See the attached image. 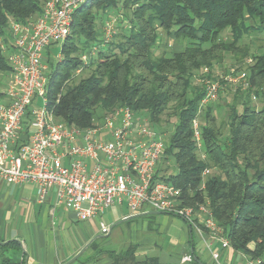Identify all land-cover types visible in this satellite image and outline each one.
Segmentation results:
<instances>
[{
	"label": "trees",
	"instance_id": "1",
	"mask_svg": "<svg viewBox=\"0 0 264 264\" xmlns=\"http://www.w3.org/2000/svg\"><path fill=\"white\" fill-rule=\"evenodd\" d=\"M44 1L0 0V35L7 38L11 20L25 23L38 15ZM113 12H121L128 24H122L97 59L84 66H94L92 74L73 80L84 64L82 55L102 41L103 25ZM74 19L62 60L55 64L50 60V110L59 120L87 129L106 112L126 105L158 130L163 115L172 110L174 129L163 160L172 159L173 169L161 164L155 179L182 188L184 205L195 206L207 196L233 251L264 259V52L253 53L250 86L239 89L230 107L229 136H220L209 108L202 127L207 160L200 158L192 137L204 95L203 86L194 84V75L223 63L226 53L237 61L248 57L251 48L240 39L264 32V0H89ZM226 30L231 31L228 39L222 36ZM164 36L186 44L172 55L166 49L158 55ZM9 70L0 50V71ZM253 96L261 106L256 107ZM208 167L216 172L208 176L203 191L202 172ZM7 247L19 246L11 242ZM137 248L129 244L106 253L113 259L110 264H161L157 257L139 261Z\"/></svg>",
	"mask_w": 264,
	"mask_h": 264
},
{
	"label": "built area",
	"instance_id": "2",
	"mask_svg": "<svg viewBox=\"0 0 264 264\" xmlns=\"http://www.w3.org/2000/svg\"><path fill=\"white\" fill-rule=\"evenodd\" d=\"M88 1L45 0L38 15L25 23L11 20L7 38L0 35V50L10 66L5 101L0 102V179L10 184H33L38 202L55 194L57 204L74 210L83 222L126 203L130 215L155 211L183 217L206 245L217 240L224 248L233 249L208 197L195 206L184 205L182 188L155 179L165 157L167 137L147 117L140 118L129 106L119 105L94 127L82 129L59 120L50 110V60L54 64L62 60L75 12ZM122 24L128 21L121 12L107 18L102 41L82 55L84 64L76 73L114 40ZM59 45L61 50L54 55L51 48ZM216 67H205L194 75L204 95L193 120L192 137L203 158V123L198 116L219 99L222 81L235 87L250 86L248 69L232 67L215 78L219 74ZM253 99L256 101L255 96ZM208 172V168L203 172L202 190ZM100 228L104 235L110 232L104 221ZM189 258L186 254L185 259ZM213 258L220 264L218 252ZM245 264H264V259L245 255Z\"/></svg>",
	"mask_w": 264,
	"mask_h": 264
},
{
	"label": "crops",
	"instance_id": "3",
	"mask_svg": "<svg viewBox=\"0 0 264 264\" xmlns=\"http://www.w3.org/2000/svg\"><path fill=\"white\" fill-rule=\"evenodd\" d=\"M0 101H5L4 92ZM36 193L33 184H10L0 179V258L5 264H65L91 241L72 264H110L113 261L106 253L110 249L96 246L95 240L99 236L94 238L96 233L89 224L97 218L85 221L81 229L74 210L57 204L55 194L45 202H38ZM109 210L110 221L114 222L112 226L124 222L134 225L139 218L121 222L131 214L126 203L116 204ZM157 214H164V219L146 225L148 237H145L142 225L131 231L130 244L138 245L139 261L157 257L161 264H195L193 260L196 259L204 264H217L213 253L218 252L220 264H245L242 252L224 248L217 240L206 245V240L196 235L183 217L164 212L141 217H155ZM102 221L97 222L99 233ZM112 233L113 228L109 235ZM11 242H16L19 247H7ZM185 247H189V251L184 250ZM185 253L191 258L185 259Z\"/></svg>",
	"mask_w": 264,
	"mask_h": 264
},
{
	"label": "rangeland",
	"instance_id": "4",
	"mask_svg": "<svg viewBox=\"0 0 264 264\" xmlns=\"http://www.w3.org/2000/svg\"><path fill=\"white\" fill-rule=\"evenodd\" d=\"M98 13H99V15H102V11H98ZM114 13L115 12H113L111 14H114ZM98 24H99L98 28L101 29L102 23L99 21ZM230 32H231L230 30H226L222 33V36L228 39L230 36ZM240 40H241L240 41L241 44H248L250 46V48H251L250 54L248 55V57L242 59V61H237L232 54L226 53L225 54V60L223 61V63L218 64L216 67V68H218L219 74L215 78H221L223 75V72L225 73L227 70H229L232 67L247 70L248 67L250 66V64L253 63V59H252L253 53L254 54H260V53L264 52V47H263L264 32L261 34L252 33V34L244 36ZM187 43H189V42L187 41ZM185 44H186V41L185 42H177L176 40H173V38H167L166 36H164V40L162 41L161 48H158L156 50V54L161 55L163 52L162 49H166V53L168 55L169 54L172 55L174 52L181 50L185 46ZM60 50H61V45L56 46V47L53 46L51 48V52L54 55L55 54L57 55L60 52ZM95 59H97V57ZM93 70H94V66H90V67L85 68V69L83 68L80 73L75 72V74L73 75V78H74L73 80L78 81L80 78L88 77L92 74ZM200 73H201L200 70L196 72V74H200ZM9 78H10L9 71H0V96L3 92L6 91ZM219 80H221V79H219ZM222 82H223L224 88L220 92L219 99L215 103H212V104L208 105L207 107H205L203 112H201L200 115L198 116V118H199L200 122L203 123L205 120L204 118H205L206 111L209 108H211L214 116L216 117V125L220 129V132H221L220 136L223 139H226L227 136H229V126L228 125H229L230 107L233 104L234 99L237 98V96L239 95L238 91L241 88V86L235 87L234 85L229 84L228 81L227 82L222 81ZM194 84L197 85L198 82L196 80H194ZM41 103H42V99H41ZM255 104H256V107H259L262 105L261 101H257V100L255 101ZM97 112L101 113L100 109H97ZM171 112H172V110H170L169 114H172ZM169 114H168V112H166L163 115V117H162L163 122L161 124V129L159 128L161 132L166 134L165 137H168L174 129L173 122H175V118H171ZM200 158L203 160H207L208 154L206 153V158H203L201 156H200ZM161 164L163 165V167L168 166L171 169H173V161L170 158L165 159V160H161ZM208 169H209V172L206 176L205 181L207 180L208 176L213 174V172H216V170L213 169V167H208ZM203 172H202V177L204 176ZM167 173H169V172L167 171ZM202 186H203V178H202L200 188H202ZM203 191H205V189H203ZM205 197H207V196H205ZM110 215H111V211L107 210L103 215L96 217L97 219L91 220L89 226L96 233L94 235V238H95V236H99L95 240L97 247H102L104 249L117 250V251L125 249L128 246V244H130V238L132 235L131 231L134 232V230H136V229L133 230V228H137V229L139 228L140 229V226L142 225L144 232H145V237H148V235H146V234H149V232L145 231L146 225L147 224L150 225V223L153 225V224L159 223V220L161 221V219L162 220L164 219V217H163L164 214H160V215L157 214L155 217H146V216L141 217V218L139 217L138 220H135L136 227H134L135 224L133 225L132 222H130V223L124 222V223L116 224L113 227V233L111 235H109V233H108V235H104L101 233V230L99 233L98 232L99 228H98V224H97V222H99V220H103L105 223H107L109 225V227H111L112 224H114L113 221H110L111 220ZM86 222L85 221L84 222L79 221L78 227H80L82 229L83 224H85ZM76 229H78V228L76 227ZM189 249H190L189 247L184 248V250H186V251H189ZM186 254L187 253H185V255ZM0 264H5L3 258H0Z\"/></svg>",
	"mask_w": 264,
	"mask_h": 264
},
{
	"label": "water",
	"instance_id": "5",
	"mask_svg": "<svg viewBox=\"0 0 264 264\" xmlns=\"http://www.w3.org/2000/svg\"><path fill=\"white\" fill-rule=\"evenodd\" d=\"M149 213H156V212L155 211H151V212H146V213H139V214L129 215V216L125 217L124 219H122L121 222L128 221V220L133 219V218H138V217L144 216V215L149 214ZM113 226L110 229H112ZM91 243H92V241L89 242L85 247H83L72 259H70L65 264H70V263L72 264L73 261H75L80 255H82L85 252V250L87 249V247ZM24 252H25V249H24Z\"/></svg>",
	"mask_w": 264,
	"mask_h": 264
}]
</instances>
